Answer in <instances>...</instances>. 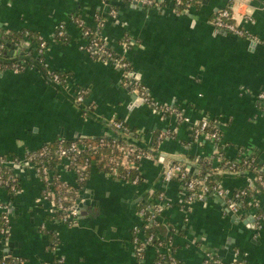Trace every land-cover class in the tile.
Returning a JSON list of instances; mask_svg holds the SVG:
<instances>
[{"label":"crops","instance_id":"crops-1","mask_svg":"<svg viewBox=\"0 0 264 264\" xmlns=\"http://www.w3.org/2000/svg\"><path fill=\"white\" fill-rule=\"evenodd\" d=\"M111 7L117 10L114 17ZM222 8H229L235 22L264 41V0H203L198 9L180 14L111 0H0V28L37 32L49 43L43 72L66 74L65 85L59 87L35 69L0 70V155L22 157L57 138L109 136L113 119L123 122L143 147H150L158 132L171 134L158 144L157 154L140 159L139 185L92 168L79 197L86 215L72 226L51 218L42 184L25 164L18 171L21 188L12 200L0 188V201L11 205L8 235L0 236V259L19 258L20 264H151L156 249L148 248L137 259L133 231L141 225L139 204L145 195L159 192L164 209L157 221L175 229L171 246L179 262L201 264L212 252L224 264H264V227L252 216L264 215L263 193L249 199V212L238 216L214 194L186 207L179 182L163 180L164 167L174 159L192 157L188 168L196 173L199 160L214 154V143L190 142L202 119L215 121L227 159L257 153L264 169V112L258 98L264 93V47L213 28L209 18ZM75 16L88 27L96 26L95 16L107 17L101 28L106 44L130 64L153 101L178 108L185 121L161 117L138 97L131 99V77L80 50L81 31L70 22ZM63 22L69 40L53 41ZM77 89L87 92L81 104L75 101ZM61 175L73 180L71 174ZM251 181L228 175L219 179L227 195L252 188ZM42 228L55 234L56 247L49 248Z\"/></svg>","mask_w":264,"mask_h":264},{"label":"trees","instance_id":"trees-1","mask_svg":"<svg viewBox=\"0 0 264 264\" xmlns=\"http://www.w3.org/2000/svg\"><path fill=\"white\" fill-rule=\"evenodd\" d=\"M109 1V0H107ZM112 1V0H111ZM183 4L174 9L175 13H182L188 9L189 6L194 5L195 8H199L202 5L203 0H182ZM164 3L160 4V9L164 6ZM147 8V7H146ZM154 9V8H148ZM226 8H222L216 13L210 16V20L215 18L218 13ZM111 10L117 11L115 8L111 7ZM107 17L99 16L98 24L95 27H88L84 23L81 27L82 30H90L92 32L91 37H82V39L90 40L95 39L99 43L103 42L104 39L101 36L102 29L100 28V24H105ZM78 21H82L79 16L72 17L70 22L75 26H78ZM64 23V22H63ZM1 37H0V70H14L15 66L19 72H23L26 69H35L38 72H43V57L42 55L38 54V45L42 42L41 36L34 31L31 30H6L0 28ZM97 35V36H96ZM69 40L68 35L63 36L62 38H54V41H58L61 43H65ZM125 40V39H123ZM23 41L29 44V48L25 50L23 48ZM46 42V49L48 47V42ZM46 49L44 51H46ZM19 52L16 53V51ZM112 54L111 58H105L99 53H92L90 57L98 61H104V63H111L114 64L116 61H124L123 58L114 52L112 49H109ZM13 53V55H10ZM45 76V75H44ZM66 77V74H61L62 80ZM58 86V85H57ZM62 87V85H59ZM261 109L264 112V103L260 104ZM173 108H175L173 106ZM114 121L118 122V120L113 119ZM121 122V121H119ZM122 123V128L118 129L114 127L112 121L110 123L109 128L112 130V135L106 136L101 135L94 138H81L78 140L70 141L65 140L63 138H57L53 142L45 143L40 148L36 150H27L22 157L16 155H0V179L4 180L7 184L1 185L0 188L3 189L10 200H12L16 194L19 192L21 188L20 177L18 171L24 168V165L27 164V167L33 165L36 170H41L43 168L47 169L48 172L53 174V181L54 188L58 192L59 196L62 197L63 203L69 205L71 202L78 200L80 197L81 191L86 186L87 180L89 178L90 172L87 174L86 179L78 182L75 187L69 186L67 184H62L59 181L55 180L57 176V167L59 166L60 160L58 155V146L62 145L67 147L71 143H75L78 146L82 147L80 150L76 152H71L70 156L75 158V161L82 165L83 162L88 161L90 164L92 163L93 168L103 174H111L117 178L118 180L124 183H133L136 180V185H139L143 181V177L141 175V171L139 170V163L140 159L137 158V153H143L145 155H155L157 154L158 144L166 138L171 137V134L164 136L162 139L159 140V135L164 132H158L155 134L153 144L150 147H143L142 144L138 141L137 136L128 129V127ZM209 126L211 130L218 131V134L221 137V133L219 128L217 127L215 121L209 120ZM126 129V130H125ZM193 136H190V142H193ZM195 140V139H194ZM159 141V142H158ZM219 151L222 153V143L220 141V145L218 141L214 142ZM187 144V143H186ZM118 147H122L123 150H132V152L127 156L125 160H123V150H119ZM220 153V152H219ZM217 152L214 153L212 156L199 160L200 168L199 171L196 173H192L190 171L189 176L187 179L193 178L195 180H203L204 184L211 188L213 186L219 185V179L221 177H250L251 182L253 184L252 188L246 187L242 190L246 192V196L237 200V204L239 208L244 210L250 209V200L253 199L257 193H263L264 191L261 190L259 183L257 181V174L253 171L254 168H260L262 165L258 158V154H253L246 157L238 158L239 169L234 171L229 170L228 166H224L223 164L214 165V160L217 157ZM223 154V153H222ZM185 160L178 158L174 159L170 164H177L180 165L183 169H188L189 163L192 162V157L187 156L184 158ZM229 164L234 161L227 159ZM9 161H13V164H9ZM247 161V164L244 166L243 162ZM196 167V166H195ZM218 167V170H216ZM41 176V172L39 171L38 174ZM182 189H184L183 183L184 181L179 180ZM185 190V189H184ZM241 190H235L231 195H226L227 198L229 196H234L236 193L240 192ZM212 192V191H211ZM211 194V193H209ZM208 194V195H209ZM160 195L159 192H152L150 194L145 195L142 202L138 206V211L147 209L148 206H153L156 204L155 199L158 198ZM207 195V196H208ZM252 203V202H251ZM0 205H5L9 209L11 208L10 202L2 203L0 201ZM147 212V210H146ZM161 210L159 212H148L146 215L150 214H161ZM55 219V218H54ZM141 221L145 220V218L140 219ZM77 221H73L71 225H74ZM148 228L144 232V239H138L135 247V254L137 259L143 257L144 253L148 248H157L158 244H162L163 250L156 254L153 263L154 264H170L168 251H174V247L171 249L168 248L167 242L169 239H172L173 234L175 233V229L171 227L168 228L162 225L160 222L156 220H150L146 222ZM0 221V227H1ZM41 232L47 234L50 239V246L49 248H54L57 245V238L55 234L51 231L45 230V228L41 229ZM152 237L151 242H147V238L149 236ZM6 238V235L4 236ZM141 248V250H139ZM2 260V259H0ZM4 260V259H3ZM13 260H5L6 264H20L21 259L17 258L13 262ZM178 264H182L178 261ZM243 264V263H241Z\"/></svg>","mask_w":264,"mask_h":264},{"label":"built area","instance_id":"built-area-1","mask_svg":"<svg viewBox=\"0 0 264 264\" xmlns=\"http://www.w3.org/2000/svg\"><path fill=\"white\" fill-rule=\"evenodd\" d=\"M105 1V0H103ZM116 2H122V3H127V4H132V5H140L141 7L144 8H158L160 9V4L164 3L165 5L161 8H172L173 10L183 4L182 0H112ZM194 5H191L188 7L187 10L193 8ZM186 10V11H187ZM110 16L114 17L116 12L114 10L109 11ZM99 21V16H95V25L98 24ZM83 25L82 21H78V28L81 31V27ZM210 25L215 28L216 30L220 32H224L226 34H231L233 36L247 39L253 44H258L260 46L264 47V41L259 39L256 36L250 35L247 33L244 28H242L237 22H235L232 12L229 8H226L225 10H222L218 13V15L210 20ZM104 25L100 24V28H102ZM67 30H66V24L65 23H60L56 27L55 32L53 33V41L54 38H62L63 36H66ZM92 32L88 30H82L81 31V36L83 37H91ZM97 36V35H96ZM0 37H1V32H0ZM42 38V37H41ZM42 42L38 45V54L42 55L43 57V70L45 66L44 62V54H45V45H46V40L42 38ZM26 42V41H25ZM23 41V43H25ZM111 49L105 41L103 42H98L95 39H82V43L80 44V50L87 53L89 56L92 53H99L102 56H105V58H111L112 54L109 51ZM123 58V57H122ZM124 60V58H123ZM104 62V61H102ZM115 66L123 70L125 72V76L127 78L131 77V85L129 88L131 89L132 93H135L137 97L140 99L142 103L145 105L149 106L156 114H158L161 117L167 118V117H174L179 121H185L184 115L181 110L178 108H173V106L170 105H163L159 104L155 101H153L148 94V92L145 90V88L140 84V82L136 79L135 75L133 76V73H131V67L130 64L124 60V61H116L114 63ZM15 72H19L17 69V66H15V69L12 70ZM20 73V72H19ZM45 77L49 78L54 84L56 85H62V87L66 83V77L62 80L61 74L57 72H52V71H47V74H45ZM87 92L84 89H77L75 91L74 97L75 101L78 104H81L84 102V98ZM260 100V104L264 103V93H261L258 96ZM261 108V107H260ZM112 123L114 127L120 129L122 128V123L121 122H116L112 120ZM126 130V129H125ZM192 136L195 140H203V141H209L214 143L215 141H218L219 146L220 144V135L218 134V131L211 130L209 126V119H202L198 122L196 126L191 131ZM169 133H161L159 135V140L162 139L164 136H167ZM159 142V141H158ZM215 144V143H214ZM215 152L218 153L217 157L214 160V165H220L223 164L224 166H228L229 170L234 171L236 169H239L238 161L240 159H236L232 161L230 164L227 160V158L219 151L217 145L215 144ZM82 147L78 146L75 143L69 144L67 147L59 145L58 146V155H59V166L57 167V176L55 177L56 181L61 182L62 184H67L69 186L75 187L78 182H81L86 179L87 174L90 172V170L93 168L92 163L90 164L88 161L83 162L82 165H79L76 161L75 158L70 156L71 152H76L80 150ZM119 150H123L122 147H118ZM132 152V150H123V160L127 158V156ZM220 152V153H219ZM137 158L142 159L144 157H149L148 155H145L143 153H137ZM243 157V156H242ZM244 158V157H243ZM13 161H9V164H13ZM243 165H249L247 164V161L243 162ZM30 168H32L36 174L38 172H41V176L38 175L39 180L42 184V192L41 195L43 199H45L47 202H49L52 206L51 210V218L56 220L57 222L65 225V226H72L71 223L73 221H78L80 219V212L78 208L79 204V199L75 200L74 202H71L69 205L63 203L62 197L59 196L58 192L54 188V184H52L53 181V174L48 172L47 169L43 168L41 170H36L33 165H30ZM216 170H218V167H216ZM61 171L71 174L73 176L72 181H66L62 178ZM253 171L258 175L257 176V181L259 183V186L261 190L264 191V169L261 166L260 168H254ZM190 170L188 169H183L180 165L177 164H167L164 167L163 170V180L165 182H172L176 180L177 182L184 181L183 186H184V191H185V198L183 199V204H185L186 207H188L190 204H193L194 202L197 201H204L205 198L209 193L217 195L218 197L223 198V201L225 203V206L229 212H231L234 215H238L240 213H247L245 210H242V208L238 207L237 200L246 196V192L244 190H241L240 192L236 193L234 196H229L227 198V194L223 190V188L219 185L213 186L212 189L207 187L204 184L203 180H195L193 178L187 179L189 176ZM113 175V173H111ZM0 184L6 185L7 183L0 179ZM133 185H136V180L131 183ZM180 184V183H179ZM212 191V192H211ZM156 204L153 206H148L147 207V212L145 209L138 211V216L140 219L145 218V220L141 221V225L138 228L134 229V240L133 243L136 247V243L138 239L146 240V238H140L138 235L139 233H143L146 231L148 226L146 225L147 221L150 220H156L159 215L155 214H150L146 215L148 212H159L160 210L163 211L164 209V203H163V197L160 194L157 199H155ZM3 203V202H2ZM254 222L256 225H263L264 227V215L263 214H254L252 215ZM0 221H1V227H0V236L4 237L5 235H8V231L10 228V209L5 206V205H0ZM152 235L147 238V242L152 241ZM171 239L168 240L167 245L168 248H172L171 246ZM154 248V247H152ZM156 249V254L159 252H162L163 247L162 244H158ZM141 250V248L139 249ZM156 256V255H155ZM168 257H169V262L170 264H178V260L175 257L173 251H168ZM13 261L15 259H12ZM12 261V262H13ZM246 264L242 260H235L232 261L230 264ZM0 264H6L5 259L0 260ZM17 264V263H16ZM151 264H154L153 262ZM201 264H224L222 259L213 254L212 252H209L208 254L205 255V258L203 259Z\"/></svg>","mask_w":264,"mask_h":264},{"label":"water","instance_id":"water-1","mask_svg":"<svg viewBox=\"0 0 264 264\" xmlns=\"http://www.w3.org/2000/svg\"><path fill=\"white\" fill-rule=\"evenodd\" d=\"M134 6H138V7H141L140 5H135ZM19 52V50L16 51V53ZM10 55H13V53H11ZM51 81V80H50ZM52 82V81H51ZM54 84V83H53ZM130 98L131 99H136L137 98V95L135 93H133L132 95H130ZM141 103V102H140ZM78 208H79V212H80V218L81 217H84L86 215V212L84 211L85 208L83 207L82 204H78Z\"/></svg>","mask_w":264,"mask_h":264}]
</instances>
